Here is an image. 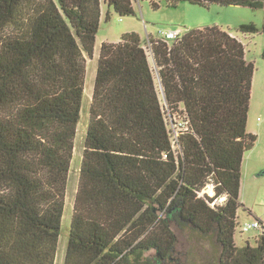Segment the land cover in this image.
<instances>
[{"label": "trees", "instance_id": "16d2710c", "mask_svg": "<svg viewBox=\"0 0 264 264\" xmlns=\"http://www.w3.org/2000/svg\"><path fill=\"white\" fill-rule=\"evenodd\" d=\"M137 1L0 0V264H55L103 6L109 22ZM146 1L264 12V0ZM237 31L264 34V18ZM148 42L163 102L139 34L101 46L64 264H180L175 230L203 239L209 264H264V234L235 242L257 141L244 44L217 25Z\"/></svg>", "mask_w": 264, "mask_h": 264}, {"label": "rangeland", "instance_id": "374dc122", "mask_svg": "<svg viewBox=\"0 0 264 264\" xmlns=\"http://www.w3.org/2000/svg\"><path fill=\"white\" fill-rule=\"evenodd\" d=\"M181 5L176 9L162 6L159 10H153L148 1H137L134 5L136 16L120 17L113 9H110L111 20L109 22L105 21L108 7L103 6V17L97 34L94 57L93 59L87 58L85 101L81 122L77 128L75 156L67 189V206L55 264H64L69 235L68 228L71 223L79 184L80 163L89 119V106L93 95L97 60L101 46L106 40L119 42L121 36L125 33L134 32L139 34L145 48L147 47L146 50L154 70L162 102L163 97L159 85L157 67L148 43V38H158L157 35L160 28H182L183 31H186L217 25L242 39L246 49V59L255 66L247 130L257 136V141L254 148L245 154L242 164L240 192L242 207L238 211L235 242L238 247H244L247 243L255 246L256 240L264 234L263 229L252 230L247 233L241 231V226L256 219H260L264 224V58H262L264 34L245 35L237 31L238 27L244 24H255L258 28H261L264 12L232 7L211 6L206 9L188 4ZM175 128L176 126L170 125L174 140L176 139ZM206 191L212 193L209 188ZM175 232L178 238L177 257L180 264H209V247L203 239L195 238L186 232L182 233L178 230H175Z\"/></svg>", "mask_w": 264, "mask_h": 264}, {"label": "built area", "instance_id": "2783aa9c", "mask_svg": "<svg viewBox=\"0 0 264 264\" xmlns=\"http://www.w3.org/2000/svg\"><path fill=\"white\" fill-rule=\"evenodd\" d=\"M186 31H183L182 28H177V29H172V28H160L158 31V40H161L165 43H172L180 40L184 35ZM149 43V42H148ZM151 47V45L149 46ZM147 48V47H146ZM152 50V49H151ZM186 126V123H180L178 127L176 126L175 131H176V137L178 136V133L181 128H184ZM175 127V125H174ZM264 224L260 219H256L252 222L245 223L243 226H241V231L243 233L250 232L252 230H259L263 229Z\"/></svg>", "mask_w": 264, "mask_h": 264}, {"label": "crops", "instance_id": "0c3cea01", "mask_svg": "<svg viewBox=\"0 0 264 264\" xmlns=\"http://www.w3.org/2000/svg\"><path fill=\"white\" fill-rule=\"evenodd\" d=\"M181 6H182V5H181ZM230 34H231L232 36L238 38V39L242 42V39H241L240 37L235 36V34H233V33H231V32H230ZM104 43H117V42L106 40ZM98 57H99V56H98Z\"/></svg>", "mask_w": 264, "mask_h": 264}, {"label": "water", "instance_id": "95a60500", "mask_svg": "<svg viewBox=\"0 0 264 264\" xmlns=\"http://www.w3.org/2000/svg\"><path fill=\"white\" fill-rule=\"evenodd\" d=\"M151 52H152V50H151ZM152 57H153V54H152ZM153 60H154V58H153ZM154 62H155V61H154ZM158 79H159V81H160L159 74H158ZM160 88H161V90H162V96L165 97L164 92H163V86H162L161 82H160ZM173 126H174V124H173Z\"/></svg>", "mask_w": 264, "mask_h": 264}]
</instances>
